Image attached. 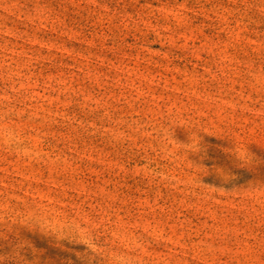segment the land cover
<instances>
[{
  "label": "rangeland",
  "instance_id": "obj_1",
  "mask_svg": "<svg viewBox=\"0 0 264 264\" xmlns=\"http://www.w3.org/2000/svg\"><path fill=\"white\" fill-rule=\"evenodd\" d=\"M0 264H264V0H0Z\"/></svg>",
  "mask_w": 264,
  "mask_h": 264
}]
</instances>
